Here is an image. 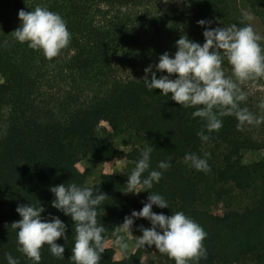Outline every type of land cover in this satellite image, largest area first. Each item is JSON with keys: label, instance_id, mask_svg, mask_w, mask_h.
<instances>
[{"label": "trees", "instance_id": "trees-1", "mask_svg": "<svg viewBox=\"0 0 264 264\" xmlns=\"http://www.w3.org/2000/svg\"><path fill=\"white\" fill-rule=\"evenodd\" d=\"M37 5L58 13L71 33L68 46L52 60L13 38L21 23L19 10ZM245 13L252 16L245 23L252 25L264 47V0H0V264H8V254L19 264H33L17 250L18 230L11 227L21 219L16 208L22 204L41 206L42 219L59 217L66 225L67 239L56 241L64 246V257H54L45 245L40 264H73L75 225L52 206L53 186L74 183L107 195L97 209L105 242L115 237L125 216L143 208L137 194L123 192L130 174L105 173L89 185L87 172L77 166L87 157L116 158L117 146L102 142L98 134L102 121L118 134H133L136 146L127 153L133 167L146 146L153 148L149 171H162L161 161L170 163L149 191L168 202L169 207H157V213L183 212L207 232V258L198 264H244L249 257L264 264V139L257 126L238 130L236 117L224 116L222 128L208 133L206 121L193 118L195 108L180 106L159 89L149 91L143 80L144 69L157 64L164 52L174 57L181 36L203 45L205 28L242 27ZM202 19L212 23L201 26L197 22ZM222 67L231 70L226 59ZM240 107L255 115L247 100ZM202 130L210 137L206 142L197 135ZM245 151H263V156L245 163ZM186 154L206 159L211 171L189 167ZM205 178L218 195L226 183L246 190L260 180L261 199L244 211L217 214L201 209L197 200ZM143 219H134L132 229ZM100 264L175 261L153 245L136 248L125 260H117L115 249L106 247Z\"/></svg>", "mask_w": 264, "mask_h": 264}, {"label": "clouds", "instance_id": "clouds-1", "mask_svg": "<svg viewBox=\"0 0 264 264\" xmlns=\"http://www.w3.org/2000/svg\"><path fill=\"white\" fill-rule=\"evenodd\" d=\"M163 2L168 3L169 0ZM18 17L21 23L13 31V38L41 52L48 60L57 57L71 41L66 21L46 7L37 5L31 11L21 9ZM251 19L252 16L245 13L241 20L244 24L242 27L233 24L228 27L205 28L203 45L190 40L186 35L181 36L175 42L177 51L174 57L166 51L160 55L157 64L144 69L146 88L149 91L159 89L164 96L171 94V100L184 108H195L193 118L199 117L206 121L204 127L208 133L218 132L222 128L221 117L224 116H235L238 130H242L245 125L259 126L264 123V116L257 117L247 107H240L248 98L241 85L264 78V47L260 43L261 37L250 23H245ZM197 23L204 26L212 22L202 19ZM7 43L4 42L5 46ZM225 59L231 66L232 75L228 77L222 67ZM153 67L156 71H153ZM156 72H166L167 75L157 78ZM172 76L175 78H170ZM259 107L264 110V100ZM197 135L204 142L210 139L203 130ZM152 151L151 146L141 150V158L128 175L123 190L125 194H139L147 190V202L141 210H134L131 216H125L123 223L115 228V245L127 250L129 244L120 233L131 234L134 219L144 218L150 221L151 227L140 226L142 235L136 239L137 248L154 245L159 253L173 259L175 264H198L201 258H207L203 243L207 232L202 226L180 211L172 215L152 211L153 205L169 207L162 195L149 190L153 188L154 182L159 183L163 171L171 167L168 161H161L158 167L162 171H149ZM184 163L197 171H211L207 160L196 154H186ZM146 171L149 174L142 179ZM50 191L55 196L52 206L70 216L75 225L70 260L73 264H100L106 250L103 236L105 227L98 224L97 209L107 195L99 192L98 188L81 187L74 183L67 187L65 184L53 186ZM16 211L21 219L13 222L11 227L18 230L17 250L33 264H40L41 250L47 245L51 255L62 259L65 248L56 241L61 237L67 239L65 223L59 217H53L50 221L42 219L44 208L41 206L22 204L18 205ZM7 261L8 264H19L11 254L7 255Z\"/></svg>", "mask_w": 264, "mask_h": 264}, {"label": "rangeland", "instance_id": "rangeland-1", "mask_svg": "<svg viewBox=\"0 0 264 264\" xmlns=\"http://www.w3.org/2000/svg\"><path fill=\"white\" fill-rule=\"evenodd\" d=\"M181 0H169V4H177ZM258 34V33H257ZM225 76H231V70L224 71ZM242 90L248 94L247 102L255 112L257 117L264 116V110L259 104L264 100V78L257 81H248L241 85ZM260 138L264 139V123L256 127ZM98 134L104 143H114L118 148V154L111 161H100L93 157L82 159L78 164L81 171L87 172V183L93 185L105 173L128 175L134 169L133 163L127 157V153L136 146L133 134H118L114 132L111 125L105 121L100 122L98 126ZM263 151H245L243 153V162L250 163L260 160ZM262 182L257 180L254 185L246 190L237 189L233 183L229 182L223 185L224 193L218 195L210 189V180L205 178L201 182V191L197 200V206L217 214H224L232 210L244 211L248 208L256 206L261 199L260 187ZM138 199L144 205L147 202V193L145 190L139 192ZM152 211L157 213V206L153 205ZM145 228L151 227L150 221L143 219L137 228L131 229L130 233H120L124 236L125 242L129 244L127 250H123L115 245L116 236L105 242L106 247L115 249V258L117 260H125L137 247L136 239L142 235L140 226ZM244 264H255L254 257H249Z\"/></svg>", "mask_w": 264, "mask_h": 264}]
</instances>
